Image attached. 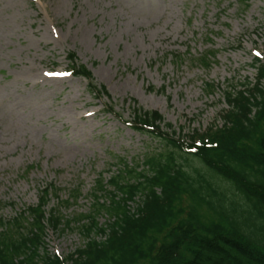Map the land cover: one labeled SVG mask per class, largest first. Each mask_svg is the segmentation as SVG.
<instances>
[{"label":"rangeland","instance_id":"374dc122","mask_svg":"<svg viewBox=\"0 0 264 264\" xmlns=\"http://www.w3.org/2000/svg\"><path fill=\"white\" fill-rule=\"evenodd\" d=\"M211 51L209 68L193 60ZM71 53L110 100L67 73ZM256 59L264 62V0H0V222L52 185L47 213L73 224L46 226L40 253L68 258L84 244L74 222L93 208L99 176L107 182L121 159L132 166L165 149L126 122L133 109L160 112L176 138L205 132L221 125L230 86L255 83ZM205 82L219 90L208 96ZM110 102L123 120L106 114Z\"/></svg>","mask_w":264,"mask_h":264},{"label":"trees","instance_id":"16d2710c","mask_svg":"<svg viewBox=\"0 0 264 264\" xmlns=\"http://www.w3.org/2000/svg\"><path fill=\"white\" fill-rule=\"evenodd\" d=\"M214 57L211 51L193 60L209 68ZM69 62V72L88 81L91 95L111 99L75 53ZM254 66V85H232L225 94L223 127L196 131L190 142L175 139L160 113L134 108V130L165 149L132 166L121 159L123 169L107 182L99 176L93 208L74 222L83 246L64 259L41 255L46 226L64 232L73 224L57 209L47 213L50 196L59 192L51 186L36 207L0 222V264H264V63ZM204 87L208 96L219 90L214 83ZM113 107L107 112L116 114ZM185 154L206 174L189 170ZM101 214L108 217L104 224Z\"/></svg>","mask_w":264,"mask_h":264}]
</instances>
